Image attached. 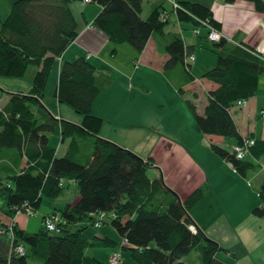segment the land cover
Returning a JSON list of instances; mask_svg holds the SVG:
<instances>
[{
	"label": "trees",
	"instance_id": "trees-1",
	"mask_svg": "<svg viewBox=\"0 0 264 264\" xmlns=\"http://www.w3.org/2000/svg\"><path fill=\"white\" fill-rule=\"evenodd\" d=\"M76 1L81 0H15L5 19L0 18V78L31 84L26 95L10 94L0 111V264H109L87 253L119 247L110 238L87 235L100 215L106 219L101 225L108 222L123 239L121 250L136 264H188L185 257L192 252L196 253L195 264H225L215 257L225 250L204 236L189 215L208 193V185L181 200L164 183L161 173L150 178L151 159L143 160L100 137L104 122L93 115L91 107L112 84L105 71L83 57L60 64L54 98L75 112L81 124L55 119L41 103L54 64L78 38L71 11ZM238 1L250 2L258 13L264 12L263 0H223L225 4ZM177 2L178 21L204 30L201 22L205 21L220 31L209 8L196 2ZM164 3H153L147 17L141 19L143 0H92L89 4L99 5L101 10L91 25L106 35L109 43H126L137 53L154 37L158 50L170 56L164 71L178 67L184 72L186 78L178 85L182 92L194 79L190 66L184 64L191 54L180 34L166 30V22H160ZM207 34L205 31L201 40L208 41ZM209 44L217 64L201 78L218 87L208 94L203 115H197L191 102L187 106L200 133L220 137L234 147L246 137L239 136L229 111L237 101L260 95L258 80L264 74V59L237 36ZM51 136L67 145L61 157L49 144ZM210 149L243 178L255 170L247 160L236 159L233 148L229 152L212 144ZM10 152L18 167L23 159L27 166L19 172L2 170L9 165ZM250 154L264 155V142L255 140ZM262 179L258 192L261 205L252 211L257 218L264 217V176ZM70 188L79 198L74 205L66 204L44 216L36 232L18 228L14 220L19 213L36 211L43 199L53 201ZM53 216L59 222L57 232L51 233L43 219ZM190 226H195L194 233ZM18 247L24 248L23 255L16 253Z\"/></svg>",
	"mask_w": 264,
	"mask_h": 264
},
{
	"label": "crops",
	"instance_id": "crops-1",
	"mask_svg": "<svg viewBox=\"0 0 264 264\" xmlns=\"http://www.w3.org/2000/svg\"><path fill=\"white\" fill-rule=\"evenodd\" d=\"M144 1L149 13L151 5L160 0ZM185 1L196 2L209 8L213 18L220 23V33L224 39L229 41L237 36L239 41L264 59V12L258 13L252 3L238 1L225 4L223 0ZM13 2L14 0H8L10 4ZM100 10L99 5H86L82 1L71 5L79 34L56 61L54 94L62 61L72 62L83 57L98 70L105 71L112 78V84L95 98L91 107L93 115L104 122L99 132L100 137L128 149L143 160L151 159L154 164L149 170L152 173L150 178L158 177L161 173L164 183L178 194L181 200L190 196L198 187L207 184L208 193L193 207L189 215L204 236L217 242L225 250L217 253L215 257L225 264H264V217L257 218L252 212L261 205L258 192L264 176V155L255 157L250 154L245 157L255 170L253 173L247 172L245 178L241 177L228 162L220 159L210 149L212 144L220 148L225 145L231 152L232 146L220 137L200 133L187 106V103L191 102L197 115H203L208 94L218 87L201 78L203 73L217 64L214 53L209 49V41L201 40L206 30L199 27L200 36H195V28L191 24L178 21L176 11L171 10L167 1L163 4L160 22H166V30L180 34L190 56L194 58L189 65V74L194 79L183 86L180 92L178 85L186 77L184 78L183 71L178 67L170 72L164 71V64L170 56L158 50L156 39L150 38L141 53H137L126 43H109L106 35L91 25ZM122 52L125 58L122 62H116ZM258 82L260 95L245 100L243 107L236 105L237 101L229 114L240 137L264 142V114H261L264 113V74L259 77ZM154 85L158 86L160 91L167 87L168 97L165 99L159 97L160 95L156 96L154 91L157 87ZM30 88L31 84L27 81L0 78V111L5 108L10 94L26 95ZM54 94L52 100L45 101L44 93L41 100L48 113L57 120L81 124V118L71 109L69 111L63 108L62 104H58ZM171 98L179 105L178 113L181 114V119H178V116L175 118L174 112L170 113L176 108L168 104ZM165 102L169 111L163 119L160 118L159 110L165 109ZM49 144L56 147L58 157L63 155L67 146L66 143H60L57 136H51ZM8 156L9 165L2 170L19 172L27 166L26 159H23L18 167L13 153L10 152ZM68 191L60 197L64 198L62 201L55 199L51 211L42 218L53 215L54 211L63 209L66 204L74 205L79 200L73 192L75 200L71 203ZM20 216L17 215L14 222L20 230L27 232L29 222H25ZM109 233H112L111 230L108 234L97 235L123 245V239H114ZM109 254H104L106 261H100L107 263Z\"/></svg>",
	"mask_w": 264,
	"mask_h": 264
},
{
	"label": "rangeland",
	"instance_id": "rangeland-1",
	"mask_svg": "<svg viewBox=\"0 0 264 264\" xmlns=\"http://www.w3.org/2000/svg\"><path fill=\"white\" fill-rule=\"evenodd\" d=\"M15 1V0H14ZM146 1H144L143 0V6H142V13H141V18H145L146 16H147V5H146V3H145ZM167 3H169V5H170V8H171V10H173V12L174 11H176V10H179L180 9V7H178L179 6V4H178V2H177V0H171V1H167ZM12 4V3H11ZM11 4L10 3H8V0H0V17L1 18H3V20L5 19V17L7 16V14H8V12H9V10H10V8H11ZM76 4V3H75ZM178 5V6H177ZM176 9V10H175ZM75 15L76 16H78L77 14H76V12H75ZM203 22H205V21H203ZM203 22H201V24L203 23ZM206 23V22H205ZM199 28V27H198ZM198 28H196L197 30H198ZM196 29H194V30H196ZM193 30V31H194ZM199 31V30H198ZM206 31H208V30H206ZM217 31V30H216ZM219 31V30H218ZM195 32V31H194ZM220 32V31H219ZM194 35L195 36H200V31H199V33H194ZM209 50V49H208ZM207 49H206V51H208ZM123 58H125V56L123 55V52H122V54L120 55V57L116 60V62H122V60H123ZM55 67L53 68V71H52V73H51V75H50V77L48 78V82H47V85H46V87H45V90H44V92H45V101H50V100H52L53 99V94H54V88H55V82L53 81L54 80V73H55V69H56V66H57V63H55V65H54ZM113 74H115L114 73V71H113ZM155 87H157L156 89H155V91H154V94L156 95V96H158V95H160L159 97H164L165 99L168 97V93H167V90H168V88L166 87V89H161V91H160V88L158 87V86H156V85H154ZM1 95V94H0ZM154 95V96H155ZM167 95V96H166ZM171 101L173 102V105H171ZM171 101H170V103L168 102V104L170 105V106H173V107H176L172 112H170V113H173L174 112V116H175V118L178 116V119L180 118L181 119V114L180 113H178V106L179 105H176L175 103H174V101H173V99L171 98ZM176 105V106H175ZM165 109H161V110H159L160 111V113H159V115H160V118H163L164 119V117L167 115V113H168V111L169 110H167L166 108L168 107L167 105H166V102H165ZM63 108H65V109H67V110H69V111H71L68 107H66V106H64L63 105ZM189 114H191L190 112H189ZM68 122V121H67ZM75 124V123H74ZM224 148H226L227 150H229V148L227 147V146H225L224 145ZM60 155V154H59ZM248 156V155H247ZM259 168V167H258ZM259 170H260V168H259ZM148 173H149V176L150 177H152V173H151V171H148ZM250 173H253L252 171L250 172ZM250 175H252V174H250ZM60 185H62V182L60 183ZM254 185L256 186V183L254 182ZM253 193V192H252ZM67 194H68V196H69V198L70 199H72V202L71 203H74V198H73V190H69L68 192H67ZM253 195H254V193H253ZM255 196V195H254ZM64 199V198H63ZM62 198H59L58 200L59 201H62L63 200ZM54 203H55V200H48V199H43V201H42V203H41V205H40V207L36 210V211H32V216H28L27 214H25V213H21L20 215V217L21 218H23L24 220H25V222H29V224H28V226L26 227V229H27V232L28 233H33V232H36L37 230H38V228L40 227V224H41V222H40V220H41V218H42V216L44 215V214H46V213H48L49 211H51L50 209H52L53 208V205H54ZM106 219H102V221H105ZM107 224H105V225H99V226H97V227H91V228H88L87 229V235L88 236H94V235H97V234H99V235H105V234H108V232H110V230H111V232L112 233H109L112 237H114V239H116V238H119L118 236H117V234H115V233H113L114 231H113V229L109 226V224H108V222H106ZM121 243H119V247L116 249V248H114V249H100V248H98V249H93V250H88L87 251V253L89 254V255H91V256H93V257H95L97 260L99 259V260H104V261H106V259H104V254H106L107 256H108V254H109V252H111V251H114L113 253H111V254H109V257H108V260H109V258H110V256L111 255H113V254H119V255H121V259H120V263L119 264H136V263H134L132 260H130L129 259V257H128V255H127V253L124 251V250H121ZM122 251V252H121ZM196 253H194V252H192L190 255H188V256H186L185 257V261L188 263V264H194V262H195V260H196Z\"/></svg>",
	"mask_w": 264,
	"mask_h": 264
},
{
	"label": "built area",
	"instance_id": "built-area-1",
	"mask_svg": "<svg viewBox=\"0 0 264 264\" xmlns=\"http://www.w3.org/2000/svg\"><path fill=\"white\" fill-rule=\"evenodd\" d=\"M81 1L83 4H86V5L92 2V0H81ZM165 1H171V0H165ZM178 7H180V6H178ZM202 26H203V28H205V30H208L207 40L210 42H213V43H218V40L222 37L221 33L219 31H216L213 28H211L208 25V23L203 22ZM194 31H195L194 33H199V31L197 29ZM193 60H194L193 56H187V58L184 61L186 68H189L190 63L193 62ZM236 105H238L239 107L245 106V100L238 101L236 103ZM261 114H264V113L261 112ZM254 143H255L254 140L244 138L241 145H234V147H232V148H233V154L235 155V158L238 160H244L245 157L249 154V150L252 148ZM25 211H26L25 214H27L28 216H32L33 213L30 209H25ZM20 214L21 213H19V215ZM103 218H104L103 215L98 216L99 220L95 224V227H97L101 224V221ZM57 222H59V221L54 216L53 217H46L43 219V225L45 226V229L51 233L57 232L56 231ZM190 230L192 231V233H194L196 231L195 226L194 227L190 226ZM23 252H24L23 247L22 248L18 247L16 249V253L18 255H23ZM120 259H121V255L113 254L110 256L108 262H109V264H119Z\"/></svg>",
	"mask_w": 264,
	"mask_h": 264
},
{
	"label": "bare ground",
	"instance_id": "bare-ground-1",
	"mask_svg": "<svg viewBox=\"0 0 264 264\" xmlns=\"http://www.w3.org/2000/svg\"><path fill=\"white\" fill-rule=\"evenodd\" d=\"M188 78V77H187ZM249 156V155H248ZM247 157V156H246ZM245 161V160H244Z\"/></svg>",
	"mask_w": 264,
	"mask_h": 264
}]
</instances>
